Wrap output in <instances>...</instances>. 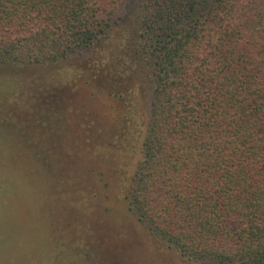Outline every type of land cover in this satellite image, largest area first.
I'll use <instances>...</instances> for the list:
<instances>
[{
	"label": "trees",
	"instance_id": "16d2710c",
	"mask_svg": "<svg viewBox=\"0 0 264 264\" xmlns=\"http://www.w3.org/2000/svg\"><path fill=\"white\" fill-rule=\"evenodd\" d=\"M85 53L143 126L138 224L192 264H264V0H0L2 70Z\"/></svg>",
	"mask_w": 264,
	"mask_h": 264
},
{
	"label": "rangeland",
	"instance_id": "374dc122",
	"mask_svg": "<svg viewBox=\"0 0 264 264\" xmlns=\"http://www.w3.org/2000/svg\"><path fill=\"white\" fill-rule=\"evenodd\" d=\"M88 57L0 68V264H192L129 212L143 126Z\"/></svg>",
	"mask_w": 264,
	"mask_h": 264
}]
</instances>
